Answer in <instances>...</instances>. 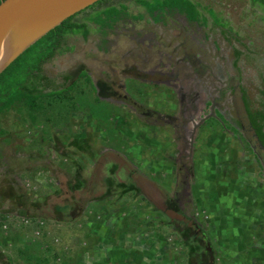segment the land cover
Returning <instances> with one entry per match:
<instances>
[{
    "label": "rangeland",
    "instance_id": "rangeland-1",
    "mask_svg": "<svg viewBox=\"0 0 264 264\" xmlns=\"http://www.w3.org/2000/svg\"><path fill=\"white\" fill-rule=\"evenodd\" d=\"M191 1L212 9L232 39L210 20L190 22L178 11L153 19L133 0H107L95 10L120 3L126 10L104 28L91 23L96 30L87 37L67 35L43 66L62 93L45 98L33 121L22 108L0 115V211L51 225L34 239L13 222L0 234V264H22L27 255L35 264L47 249L51 264H264V215L250 223V248H227L222 259L209 232L219 206L196 204L242 192L245 206L264 209V171L234 122L235 98L226 95L229 111L214 107L223 124L213 108L209 114L214 77L219 87L237 81L234 48L242 53V86L255 99L264 74V9L250 0ZM183 130L184 143L174 137ZM175 138L185 155L170 159L167 142ZM184 199L193 200L187 212L178 207Z\"/></svg>",
    "mask_w": 264,
    "mask_h": 264
},
{
    "label": "trees",
    "instance_id": "trees-1",
    "mask_svg": "<svg viewBox=\"0 0 264 264\" xmlns=\"http://www.w3.org/2000/svg\"><path fill=\"white\" fill-rule=\"evenodd\" d=\"M104 1L101 0V2ZM250 1L264 9V0ZM139 2L145 6L147 12L152 17L156 13L153 19H156L160 12L165 10L178 11L190 22L201 21L202 23H206L208 18H211L215 26L226 28V24L221 21L212 9L205 8L203 11L206 15H203L200 6L191 0H139ZM125 10L124 6L109 7L93 14V20L98 26L104 28L119 18ZM73 17L66 19L62 24L38 40L0 74V115L15 107L22 108L33 121L36 119L37 114L42 111L43 100L45 98L58 96L62 93L61 90L57 89L56 84L45 75L43 66L61 51L66 35L78 34L83 37L88 35L89 31L86 25L74 23L72 21ZM235 54L237 60L242 55L238 50ZM81 76L86 78L85 73H81ZM260 77L263 82V89L260 93L264 97V76L261 75ZM63 78L64 81L68 80V77ZM241 92L249 120L264 146V132H262L264 123H256L255 119L251 116V111L248 109L246 91L241 88ZM261 106L264 108V102L261 103ZM262 121H264V118H262ZM121 169L123 170V168ZM129 177H131V173ZM165 214L173 220L186 219L181 212L166 210Z\"/></svg>",
    "mask_w": 264,
    "mask_h": 264
},
{
    "label": "water",
    "instance_id": "water-1",
    "mask_svg": "<svg viewBox=\"0 0 264 264\" xmlns=\"http://www.w3.org/2000/svg\"><path fill=\"white\" fill-rule=\"evenodd\" d=\"M99 1L101 0H2L0 74L51 30ZM260 148L264 149L262 146Z\"/></svg>",
    "mask_w": 264,
    "mask_h": 264
},
{
    "label": "crops",
    "instance_id": "crops-1",
    "mask_svg": "<svg viewBox=\"0 0 264 264\" xmlns=\"http://www.w3.org/2000/svg\"><path fill=\"white\" fill-rule=\"evenodd\" d=\"M97 12H100V11H97ZM97 12H93L92 14L88 15L87 18H85V16H83V18L78 22H74V21L73 22L86 25V28L89 31V33H88V35H89L90 32H92V30H94V31L96 30L95 27L91 25V23H94V25L96 24L95 21L93 20V14H96ZM182 133H183V135H181V136L174 134V137L180 138V140L184 143L185 139H186L185 130H183ZM176 138H175L174 142H172V143L167 142V144L171 148L169 150V153L171 154L170 159H173L176 154H178L179 156L185 155L184 154L185 150L183 148L184 146L181 145L182 142L180 143ZM28 139L29 138L25 134H23V141L27 142ZM143 150H146L148 153H152L151 150L150 151L147 149H143ZM160 151L163 152L164 150L158 149L157 153H159ZM165 152H168V151H165ZM172 153H173V155H172ZM161 159H162V157H161ZM163 159H164V157H163ZM184 159H189V158H188V156H185ZM150 161H151V159H150ZM169 167H171V166L169 165ZM40 177H41L40 182L43 184V186H45L47 188L48 186H47L45 178L43 176H40ZM232 180L237 181V182L242 181L241 178H233ZM227 183H228V180L222 178V180H221L222 186H224ZM186 190H187V188L185 189V191ZM260 194H258L257 198L255 197L256 199H253L257 204L261 203V200H262ZM254 196H256V195L254 194ZM247 198H248V196L242 192L241 193L239 192L238 195L235 194V196H234V194L228 195L227 193L226 194L224 193L221 195L220 198H218L216 200H207L206 199V200H202L201 202H196L198 207H201L203 204H205V206H208L209 204L212 203V201H215V203H217V206H219L217 213L213 215V217H215V218H214V221L212 224L213 226H212L211 230L209 229V232H213V234L215 235V242H216V245H218L217 246L218 249H220L222 259L226 258V257H224V250L227 248H232L234 250L240 249L243 247L245 249L250 248V246H249L251 244V243H249V240H251L250 239V237H251L250 223L255 224L256 223L255 217L258 216L261 218V217H263L262 215H264V212H263L264 209H262V208L259 209L261 211H257L254 207L252 208V207L245 206L246 202H250V199L248 200ZM260 198H261V200H260ZM186 201L189 202L190 204L193 203L192 199H184L183 203H179V206H178V207H180V209L182 211L187 210ZM262 205L264 207V204H262ZM252 219H254V220H252ZM50 220H55V219L51 218ZM48 228L51 230V225L50 226L47 225V231H46L47 234H48ZM52 228H53V226H52ZM52 230L57 231V228L55 227ZM96 232H97V230H96ZM42 242H44V241L42 240ZM45 242L49 243L48 241H46V239H45ZM247 243H249L248 247H246V245H245ZM49 244L52 245L51 243H49ZM47 250H46V252L44 251L45 256L43 259H41V256H39V258H38V256H35L36 261H32V262H34L35 264H51L52 263L51 257H49ZM44 253H42V254H44ZM237 253H238L237 258H240V257L243 258L241 256L242 254H240L239 252H237ZM248 257H249V253H248ZM37 258L40 261H37ZM30 259H31V256L27 255L25 257L24 262H22V264H24L25 262H26V264H29ZM253 260L254 259H252V258H248L247 262L250 263ZM238 263H240V262H238Z\"/></svg>",
    "mask_w": 264,
    "mask_h": 264
},
{
    "label": "flooded vegetation",
    "instance_id": "flooded-vegetation-1",
    "mask_svg": "<svg viewBox=\"0 0 264 264\" xmlns=\"http://www.w3.org/2000/svg\"><path fill=\"white\" fill-rule=\"evenodd\" d=\"M105 1H107V0H105ZM133 1H135V3H136V5H134L133 8H135V10L137 12L145 11L146 13H148L146 8H145V6L142 5L139 2V0H133ZM102 3L103 2H101V1L98 2V3H95L93 5V7L88 8V9L89 10H94V12H97L99 10H95L96 6L100 5ZM119 5L120 6H124L126 8V5L124 3H120ZM109 7H116V6L108 5L106 8H109ZM106 8H104V9H106ZM88 9H86V10H88ZM86 10H84V11H86ZM165 11H168V10H165ZM80 13H78V14H80ZM78 14H76L73 17V19ZM155 14L156 13H154L153 17L156 16ZM159 15H161V12H160ZM150 16H152V15H150ZM208 20H210L212 22V24H213V20L211 18L210 19L208 18ZM207 21H206V23H207ZM220 33H221V36L224 37L225 41L226 40L229 41L230 39H232V38H230L231 35L227 34L229 32L225 28H221ZM236 51H237V49L234 48L233 49L234 54H235ZM185 57H187V55ZM239 58H238V60H239ZM238 60H237L236 54H235V56H234V58L232 60V67L235 69V72H237V74H236L237 77L235 79L237 81H236L234 86H230V84L228 83V80H226V82L225 81L222 82V86L219 87L216 84L220 83L221 81L218 80L216 77H214V79H215V81H218V83L212 82L210 84L209 89H210V94L213 97V102H211L209 104V107H210V113L209 114L214 113L215 114L214 115L215 117L213 118L214 121L215 122H219V124H223L224 123L223 121L225 120L224 116L222 115V113H220L218 111H215L214 107H216L217 109L223 107L224 110H228L229 109V105L226 104V102H228V101H226V99H228L226 97V95L229 94L228 97L235 98L234 100L236 101V106H235V104H233L234 107H235V109H234V115H235L234 122L238 126L240 131L242 132V135L245 138L246 145L250 148V152L254 156V158L256 160V163H258L260 168L262 169V171H264V149L260 148V146H262L263 148H264V146L262 145V142L258 138V135H257L254 127L252 126V124H251V122L249 120V116H248V114L246 112L245 105L243 103V99H242L243 94L241 92V88L244 89L245 91H246V89L244 88V86H242L241 77H240V70L238 68ZM236 61H237V63H236ZM262 76H264V74ZM262 89H263V82H262L261 77H260L259 86L257 87V94H256V97H255L254 100H251L249 98L248 93L246 91L248 109H249V111H251V116L255 119L257 124L264 123V121H262V118H264V108H263V106H261V103L264 102V97L260 93V91H262ZM123 98H125V97H123ZM224 98H225V100H224ZM215 100L220 101V103H215L214 102ZM212 108H213V112L211 113V109ZM222 128H224L226 130L225 127H222ZM231 129H232V134L235 135L236 134V132H235L236 129L235 128H231ZM262 132H264V126L262 127Z\"/></svg>",
    "mask_w": 264,
    "mask_h": 264
},
{
    "label": "built area",
    "instance_id": "built-area-1",
    "mask_svg": "<svg viewBox=\"0 0 264 264\" xmlns=\"http://www.w3.org/2000/svg\"><path fill=\"white\" fill-rule=\"evenodd\" d=\"M13 222L22 225V227H24L25 229H31L34 239L43 238L47 231V224L46 221L43 219L17 217V215L0 211V234L6 235L9 232ZM56 242H58V239L55 240V243ZM47 248L48 246L45 245V249Z\"/></svg>",
    "mask_w": 264,
    "mask_h": 264
}]
</instances>
